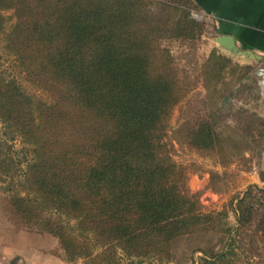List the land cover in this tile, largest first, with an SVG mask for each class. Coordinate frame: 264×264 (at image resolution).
Listing matches in <instances>:
<instances>
[{
	"label": "trees",
	"instance_id": "trees-1",
	"mask_svg": "<svg viewBox=\"0 0 264 264\" xmlns=\"http://www.w3.org/2000/svg\"><path fill=\"white\" fill-rule=\"evenodd\" d=\"M158 4L157 13L148 0H0L5 50L25 79L52 98L33 99L0 71L5 135L21 139L33 156L24 189L12 195L13 210L26 225L59 237L70 262L125 264L121 249L127 264H165L173 260L175 241L207 232L229 235V254L240 247L233 232L251 230V245L258 238L264 249V186L250 185L229 209L205 213L186 188L188 168L172 159L167 123L184 94L162 41L194 42L207 24L193 17L192 0ZM231 65L234 87L222 93ZM206 66L201 74L219 102L208 100L209 112L181 123L174 139L224 165L236 137L246 152L262 157L264 116L249 108L258 105V92L264 95L258 66L234 63L218 50ZM247 93L254 97L250 105ZM10 150L0 142L3 173L14 167ZM44 210L76 220L92 237L76 242L77 235L65 233L62 220L44 218ZM229 210L236 227L227 221Z\"/></svg>",
	"mask_w": 264,
	"mask_h": 264
},
{
	"label": "rangeland",
	"instance_id": "rangeland-1",
	"mask_svg": "<svg viewBox=\"0 0 264 264\" xmlns=\"http://www.w3.org/2000/svg\"><path fill=\"white\" fill-rule=\"evenodd\" d=\"M148 1L153 3L154 10L157 13L162 11L160 4H158L162 0ZM5 15L8 18L9 25L15 23L12 11L6 12ZM200 22L207 24V33L202 35L201 38L194 42L163 40L162 46L166 47L172 55L178 77L182 80L181 95L184 94L182 101L174 108L167 123L166 142L172 159L177 164L185 165L188 168L186 188L191 195H195L200 199L202 211L207 213L222 211L224 208L229 209L230 201L238 194L241 195L242 191L244 192L252 183V172L255 171L256 174L261 175L259 173L262 170L264 171V156H253L252 152H246L243 145H238L239 143L233 140L235 143L232 144L237 145L236 149L233 145L229 148L228 156L230 160L228 164L224 165L216 158L205 157L191 151L174 139L175 130L181 123L191 119V117L193 118L197 112L202 114L209 112L208 100L210 105L213 102H219L218 95L212 93L214 84L211 83L207 86V82L201 74L203 68H208L206 60L211 52L218 50V48L211 46V42L216 43V37L213 35L210 22H206V20ZM219 52L233 61L234 55L232 53ZM232 66L227 69L225 84L219 87L222 93H230L232 87H234L235 82L233 80L236 75H233ZM0 71L6 79L15 80L26 94L33 99L46 102L52 101L49 94L29 83L24 74L16 68L14 58L4 48L2 36H0ZM249 108L260 113L263 109L255 103H252ZM223 128H226V124ZM237 140H239L238 137ZM0 142L11 146L10 154L14 161V167H11L6 173L2 172L3 168L0 166V264H31L23 258L31 250L42 252V264H85L83 259L74 262L68 261L62 248V240L59 237L43 231L39 226L30 227L26 225L15 214L12 195L15 191L24 189V186L21 185L25 184V172L33 156L30 147L24 144L21 139L8 140L5 135V127L1 122ZM6 150L7 147H4V151ZM10 188L15 189L11 192ZM21 194L24 195L25 193L21 192ZM228 212L227 221L233 227L235 215L233 211L229 210ZM42 216L56 220V222L62 223L63 221L65 223V233L77 235L76 242H84L92 237L91 234L83 233L80 230L76 220L68 221L64 216H59L55 210H44ZM241 232L240 234L235 232L232 234L233 237H236L235 245L240 246L236 248V255L229 254L230 242L232 241L229 235L207 232L184 236L175 241L172 249L173 260L165 264H264V249L259 239L257 238L256 242L251 245L250 237L246 234H251L252 231ZM5 248L6 252H4ZM99 248L101 247L95 248L97 249L95 253L100 251ZM117 253L122 261L127 264L129 260L125 257L123 251L117 249ZM223 253H226L225 258L219 259L217 255ZM206 258L209 259L208 262H205ZM48 259H52V262ZM141 264L159 263L153 259H144Z\"/></svg>",
	"mask_w": 264,
	"mask_h": 264
},
{
	"label": "crops",
	"instance_id": "crops-1",
	"mask_svg": "<svg viewBox=\"0 0 264 264\" xmlns=\"http://www.w3.org/2000/svg\"><path fill=\"white\" fill-rule=\"evenodd\" d=\"M192 1L196 5V10L194 12L204 15V20L210 22L213 35H215L216 38L229 37L235 42L239 51L242 52L241 55H234L233 62L245 66L264 67V0ZM211 46L218 48V50L223 53H229L226 49L219 47L217 43L211 42ZM258 93L259 94L256 96L259 101L258 106L263 109H261L262 113L257 110L255 111H257L259 115L264 116V95L262 92ZM246 96L249 103L248 105H250V101L254 100L253 94L251 93L249 95L247 93ZM235 141L238 143L239 140H237V137ZM262 172L263 170L259 174L263 175ZM252 173L251 179H253V181L250 185L264 186L261 175L256 174L255 171ZM234 215L233 227H236L237 217L235 213ZM4 252H6V248ZM41 256L42 252L39 250H31L26 256H23V258L31 264H42L43 257ZM48 260L52 262V259Z\"/></svg>",
	"mask_w": 264,
	"mask_h": 264
},
{
	"label": "water",
	"instance_id": "water-1",
	"mask_svg": "<svg viewBox=\"0 0 264 264\" xmlns=\"http://www.w3.org/2000/svg\"><path fill=\"white\" fill-rule=\"evenodd\" d=\"M215 42L219 45V47L226 49L233 55L242 54V52L237 48L235 42H233L229 37H218L215 39Z\"/></svg>",
	"mask_w": 264,
	"mask_h": 264
},
{
	"label": "built area",
	"instance_id": "built-area-1",
	"mask_svg": "<svg viewBox=\"0 0 264 264\" xmlns=\"http://www.w3.org/2000/svg\"><path fill=\"white\" fill-rule=\"evenodd\" d=\"M192 15H193V17L196 20H199V21L204 20V15H201V14H199L197 12H193ZM263 62H264V56H263ZM257 74L261 77L262 85H263V88H264V67H259L258 71H257Z\"/></svg>",
	"mask_w": 264,
	"mask_h": 264
}]
</instances>
